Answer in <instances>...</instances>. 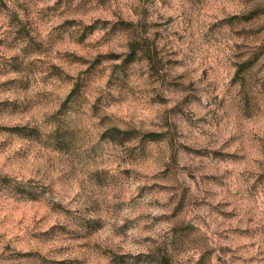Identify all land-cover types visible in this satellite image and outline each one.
<instances>
[{
	"label": "clouds",
	"instance_id": "obj_1",
	"mask_svg": "<svg viewBox=\"0 0 264 264\" xmlns=\"http://www.w3.org/2000/svg\"><path fill=\"white\" fill-rule=\"evenodd\" d=\"M55 3L4 0L0 39L10 23L32 29L37 42L63 19L107 22L109 32L121 19L130 27L117 28L118 41L92 52L105 56L101 73L83 64L70 71L56 57L80 52L67 31L47 55L25 59L22 42L9 54H20L21 72L0 75V84L16 81L0 89V254L7 258L0 264H28L13 254L37 250L48 261L71 264H112L113 253L124 264H161L165 257L171 264H264V81L236 79L234 45L244 41L219 25L229 16L242 24L264 0H111L87 15L41 24L37 14ZM145 27L149 39L162 33L158 43L170 54L159 76L140 50L136 61L124 62ZM103 36L98 29L85 43ZM113 52L122 58H109ZM37 61L74 81L60 89L62 104L50 105L44 93L52 89L25 71ZM75 82L79 92L70 98ZM173 132L174 148L170 137L159 144L145 138ZM168 167L179 173L175 179L164 178ZM185 189L189 207L177 214ZM193 199L202 206L192 209ZM37 237L53 242L39 244Z\"/></svg>",
	"mask_w": 264,
	"mask_h": 264
},
{
	"label": "rangeland",
	"instance_id": "obj_2",
	"mask_svg": "<svg viewBox=\"0 0 264 264\" xmlns=\"http://www.w3.org/2000/svg\"><path fill=\"white\" fill-rule=\"evenodd\" d=\"M43 2V0H42ZM251 2V0H249ZM111 3V0H56L55 5H46L44 9H41L40 13L37 14V19L41 24L45 22L50 23L51 17L64 18L69 15H87L91 10H97L96 5L99 4L105 8ZM0 6L4 5V0H0ZM47 13V15H45ZM238 17L229 16L225 20L219 21V25L228 24L231 26V35L237 38H243L242 44H235L237 48V53L235 55V61L237 63L234 65L238 68L236 74V79L240 80L246 84L250 83L252 86L256 84H261L264 81V8H253L248 11L246 15L242 17L243 23H240ZM219 25H214L217 27ZM130 25L121 19L120 23L116 26H113L111 32L107 31L108 23H101L97 21L92 26L85 25L82 20L75 19H63L61 24L55 25L50 29L49 37L47 40H40L37 42V39L32 36V29L28 27H20L17 31L12 26L9 25L8 32L6 33L3 39H0V49L3 51L0 52V75H9L13 73L19 74L21 72V63L20 54H12L15 52V48L19 45L20 42L25 44V47L21 48L20 52L23 54L26 59L31 54L47 55L51 49L55 46L57 42L56 37L58 34H63L68 32L70 41L81 45L80 52L75 51H58L56 57L62 59L63 62L67 65L68 69L74 70L77 65L83 64L87 65L88 71H95L101 73L102 69L99 67L101 60L105 59L104 54L98 53L93 57L92 52L101 46V44L114 43L118 41L121 37V34L117 32V28L127 29ZM157 27H162L158 25ZM105 31V36L101 37L100 41L96 45H88L85 43L86 39L90 38L95 34L97 30ZM164 37L162 33H155L154 37L149 39L147 37V27L143 29V34H137V39L131 43V53L126 57L125 64H130L136 61L138 58L136 56L137 50L143 52V58H147L152 65V72L159 76L160 72L164 68L165 64L171 63L167 59V45L160 46L158 42L163 41ZM63 43L62 40L59 41ZM109 58L121 59L122 57L116 53H109ZM28 69L32 71L28 72L29 76L38 77V83L44 85V87L52 89L51 92L44 93L48 97L49 104L55 106L56 104H62L60 96L58 95L62 87H67L68 84L74 83L70 76H66L63 70L56 65H47L45 67V62L37 61L30 62L27 66ZM54 74H59L61 76H66L65 79H62L59 83L52 79ZM16 81L14 79H9L4 83L0 84V89H7L12 87ZM264 87V84H261ZM79 83L75 82V88L70 93V98L76 97L79 92ZM161 103H167V100L163 97H158ZM14 131H19L20 129H13ZM115 135H121L119 129L111 128L109 129ZM139 134H135L130 138H136ZM175 133H149L146 134V139H150L157 144L165 138H169L170 147L174 148L175 146ZM185 151L190 155H200L201 151L199 149H190L185 148ZM173 165L179 167L176 161L175 152L172 156ZM187 166H185L186 170ZM165 179L173 178L179 175L178 172H175L173 167L166 168ZM188 179L195 181L196 175L194 172H188ZM188 189H185V194L182 197V203L177 206V209H174V212L177 214H182L188 207ZM202 205L199 201L193 199L191 202L192 209H198ZM215 207V206H213ZM230 217H225L229 219ZM246 230H240V233L243 234ZM226 238V237H225ZM39 244L52 243V240L40 239L37 237ZM230 250V249H229ZM5 252L11 253L12 249L10 245H5ZM112 264H124V258L116 256L114 253ZM208 255V253H206ZM13 257L20 260L28 262V264H35L36 261H39L40 264H71L70 261H48L44 256H42L39 250L29 252V253H14ZM142 258V257H141ZM138 258V259H141ZM7 259L2 254H0V260ZM149 259H152L151 257ZM203 259V258H202ZM161 264H171L169 258L165 257Z\"/></svg>",
	"mask_w": 264,
	"mask_h": 264
}]
</instances>
